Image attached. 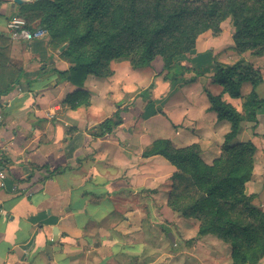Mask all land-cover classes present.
Segmentation results:
<instances>
[{
  "label": "crops",
  "instance_id": "obj_1",
  "mask_svg": "<svg viewBox=\"0 0 264 264\" xmlns=\"http://www.w3.org/2000/svg\"><path fill=\"white\" fill-rule=\"evenodd\" d=\"M20 1L0 0V264H181L184 258L195 260L196 253L204 255L206 248L198 244H186L182 251L164 245L165 236L173 245L188 238L198 222L168 207L176 168L143 152L161 139L177 149L198 144L201 160L210 165L229 124L209 111L202 91L206 87L220 95L221 86L211 75L181 87L179 81L157 80L160 75L153 102L134 101L163 65L157 57L150 67L134 70L120 59L110 62V77L86 76L81 89L89 99L72 107L66 98L79 88L59 77L71 66L59 51L64 44L53 47L48 36L29 43L9 35V17L21 16L22 7L36 0ZM232 33L228 40L221 25L219 36H199L194 50L176 60L173 74L182 71L180 66L196 70L213 59L223 64L263 60L236 55ZM185 74L194 77L192 71ZM247 85L241 87L243 96L251 90ZM133 101L121 113L123 123L103 133L100 124ZM244 124L235 143L250 141L256 148L246 187L253 206L264 211V107L254 130Z\"/></svg>",
  "mask_w": 264,
  "mask_h": 264
},
{
  "label": "trees",
  "instance_id": "obj_2",
  "mask_svg": "<svg viewBox=\"0 0 264 264\" xmlns=\"http://www.w3.org/2000/svg\"><path fill=\"white\" fill-rule=\"evenodd\" d=\"M22 8L21 17L29 29L46 30L53 47L67 45L61 56L71 66L59 77L79 88L66 98L72 107L86 105L89 99L81 89L85 77H110V62L115 60L125 59L132 69L140 70L159 57L162 71L153 75L148 88L152 90L157 77L165 73L166 80L178 67L176 59L194 50L199 36L206 32L219 36L227 19L233 23V50L238 56L247 51L255 57L264 55V0H36ZM180 67L194 73L188 82L211 75L222 88L220 95L204 89L209 111L229 124L221 154L206 165L198 144L177 149L161 139L143 157L161 156L176 168L168 196L173 212L195 219L199 236L211 235L229 245L232 264H258L264 258V211L253 206L246 187L256 148L250 141H233L242 122H251L255 128L257 113L264 107V98L257 93L263 77L243 58L232 64L213 59L196 70ZM244 84L251 86L245 96L241 94ZM223 95L243 100V114L226 103ZM134 99L145 100L142 95ZM134 101L102 122V132L111 133L120 126L121 113Z\"/></svg>",
  "mask_w": 264,
  "mask_h": 264
},
{
  "label": "rangeland",
  "instance_id": "obj_3",
  "mask_svg": "<svg viewBox=\"0 0 264 264\" xmlns=\"http://www.w3.org/2000/svg\"><path fill=\"white\" fill-rule=\"evenodd\" d=\"M221 25H222V28L225 31L226 38L229 40L230 33H232V31H234L232 20L231 19H227ZM202 41H207V40L205 39V40H202ZM244 54H246L245 56L248 57L250 60H252L254 62V60H255V56L254 55H252L249 51L245 52ZM180 57H178L176 60H179ZM260 58H263V60H259L257 62L255 61V64H252V65L261 73V75L264 76V55L262 57H260ZM160 60L161 59L158 58L159 62H160ZM175 69L173 71H175ZM173 71L167 75V79L166 80H167L168 84L177 83V82H173V83L170 82V80L172 78H176V80L180 82L179 87H181L182 85H186L187 83H189L188 81L190 80V78L193 77V76H191L189 74L187 76L188 79H186L185 72L181 71L179 73L177 72L176 74H173ZM164 76H165V73H162L161 76L157 80H161L162 77H164ZM149 79H151V77ZM149 87H150V83L148 84L147 89L145 88V91H143V97L149 103H152L153 102V91L154 90H150L149 91L148 90ZM249 87H250L249 85L246 86L247 89H249ZM204 89H206V87L203 88V91H202L203 95L205 94ZM247 92H245V93H247ZM163 93H164V95L166 93V95H165V97H166L167 96V89H165V88L162 89V93L161 94H163ZM258 93H260V91H258ZM203 98H205V96H203ZM228 104L231 105L238 113L243 114V100L231 99L230 98L229 101H228ZM243 123H248V125L244 124V125H246L245 127H248V128H251V126L253 125L251 122L244 121V122H242L240 127L243 125ZM196 131H197V128L192 127L191 133L193 135H198L196 133ZM233 142H235V140ZM220 154H221V147H220L219 156H220ZM197 225H199V223ZM197 232H198V229L196 231H194V233H192V235H190L188 238H184V239H183V237L182 238L181 237L177 238V241H176L175 245H173V243L171 241H169V238L167 236H165V238H164V243L165 244L164 245L166 246V244H169V249L173 250V251H176V250L177 251L178 250L182 251L183 248L186 247V244H191V245H197L198 244L201 247L203 246L204 248H206L207 251H206V253L204 255H207V257H204V255L202 253H196L195 254V260H191L190 262H188L184 258V260L181 261V264H232L231 250H230L229 245L224 244L219 239H217L216 237L211 236V235L199 236ZM215 256H217L218 258H215Z\"/></svg>",
  "mask_w": 264,
  "mask_h": 264
},
{
  "label": "built area",
  "instance_id": "obj_4",
  "mask_svg": "<svg viewBox=\"0 0 264 264\" xmlns=\"http://www.w3.org/2000/svg\"><path fill=\"white\" fill-rule=\"evenodd\" d=\"M7 30L12 40L33 42L35 40L43 39L47 36V31L42 28L29 29L27 21L17 15H12L7 21ZM4 175L0 170V179H3Z\"/></svg>",
  "mask_w": 264,
  "mask_h": 264
},
{
  "label": "water",
  "instance_id": "obj_5",
  "mask_svg": "<svg viewBox=\"0 0 264 264\" xmlns=\"http://www.w3.org/2000/svg\"><path fill=\"white\" fill-rule=\"evenodd\" d=\"M14 3L18 4V5H21L22 2L20 0H14ZM66 48V44H64L61 48H60V52H62L64 49Z\"/></svg>",
  "mask_w": 264,
  "mask_h": 264
}]
</instances>
